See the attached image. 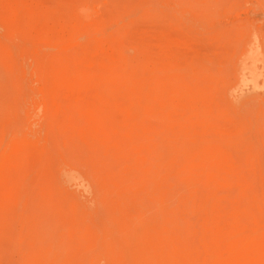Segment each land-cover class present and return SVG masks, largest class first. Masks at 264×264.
<instances>
[{
	"label": "rangeland",
	"instance_id": "374dc122",
	"mask_svg": "<svg viewBox=\"0 0 264 264\" xmlns=\"http://www.w3.org/2000/svg\"><path fill=\"white\" fill-rule=\"evenodd\" d=\"M0 145V264H264V0H0Z\"/></svg>",
	"mask_w": 264,
	"mask_h": 264
},
{
	"label": "bare ground",
	"instance_id": "6f19581e",
	"mask_svg": "<svg viewBox=\"0 0 264 264\" xmlns=\"http://www.w3.org/2000/svg\"><path fill=\"white\" fill-rule=\"evenodd\" d=\"M121 1V0H120ZM151 2H153V1H151ZM127 8V7H126ZM214 11V10H213ZM215 13V12H214ZM217 16V15H216ZM130 17V16H129ZM215 18V17H214ZM52 39V38H51ZM229 46V45H228ZM77 57V56H76ZM106 63V62H105ZM75 65V64H74ZM73 65V66H74ZM117 67V66H116ZM115 67V68H116ZM127 68V67H126ZM117 69V68H116ZM224 70V69H223ZM67 71H68V68H67ZM66 71V72H67ZM73 71V70H72ZM114 71H116L115 69H114ZM118 71H120V70H118ZM87 72H89V71H87ZM117 72V71H116ZM225 72V71H224ZM163 73V72H162ZM138 74V73H137ZM153 74V73H152ZM69 75V74H68ZM78 75V74H77ZM94 75V74H93ZM219 75V74H218ZM71 76V75H70ZM226 77V76H225ZM242 79V78H241ZM94 80V79H93ZM242 82V81H241ZM240 82V83H241ZM243 83V82H242ZM145 91V90H144ZM108 97V96H107ZM52 100V99H51ZM140 103H143V101H139ZM138 102V103H139ZM251 103V102H250ZM256 103V102H255ZM95 104V103H94ZM110 104V103H109ZM134 104V103H133ZM96 105V104H95ZM248 105V104H247ZM255 107V106H254ZM91 108H94V107H91ZM223 108V107H222ZM100 112V111H99ZM9 115H11V114H9ZM138 116H140V115H138ZM137 123V122H136ZM118 124V123H117ZM114 126V125H113ZM17 131V130H16ZM19 132V131H18ZM161 133V132H160ZM13 134V133H12ZM170 134V133H169ZM13 136V135H12ZM148 136V135H147ZM167 136V135H166ZM169 136V135H168ZM254 137V136H253ZM15 138V137H14ZM254 138H252V140H253ZM40 140V139H39ZM3 141V140H2ZM155 141H157L156 139H155ZM158 143H159V141H158ZM253 144H254V142H253ZM46 145V144H45ZM126 145V144H125ZM255 145V144H254ZM1 146V145H0ZM157 146V145H156ZM118 147V146H117ZM158 147V146H157ZM156 147V148H157ZM30 148V147H29ZM46 148V147H45ZM25 149V148H24ZM36 149H38V148H36ZM122 149V148H121ZM254 149H255V147H254ZM26 150V149H25ZM30 150V149H29ZM35 150V149H34ZM124 150V149H123ZM30 152V151H29ZM155 152V151H154ZM28 153V152H27ZM43 154V153H42ZM93 154V153H92ZM178 157H179V155H178ZM181 157V156H180ZM182 157H184V156H182ZM187 158V157H186ZM147 159H148V157H147ZM150 160H152L151 158H149ZM186 160V159H185ZM196 160V159H195ZM198 160V159H197ZM92 161V160H91ZM178 161V160H177ZM153 166V165H152ZM151 166V167H152ZM186 166V165H185ZM44 167V166H43ZM179 167V166H178ZM176 168V167H175ZM100 170V169H99ZM197 171V170H196ZM198 171H199V169H198ZM151 172V171H150ZM158 173H159V171H158ZM163 173V172H162ZM151 175H152V173H151ZM199 176V175H198ZM229 177V176H228ZM174 178H176V176L174 177ZM229 179H230V177H229ZM175 180V179H174ZM74 181V180H73ZM78 181V180H77ZM176 181V180H175ZM72 182V181H71ZM175 183V182H174ZM82 184V183H81ZM179 184V183H178ZM175 186V185H174ZM183 186V185H182ZM79 188V187H78ZM173 188V187H172ZM84 191V190H83ZM180 191V190H179ZM84 193V192H83ZM46 194V193H45ZM37 200V199H36ZM243 201V200H242ZM189 202V201H188ZM168 205V204H167ZM173 206V205H172ZM147 207V206H146ZM168 208V207H167ZM249 208H251V207H249ZM155 210H156V208H155ZM253 209H251V211H252ZM115 214V213H114ZM262 214V213H261ZM254 215V214H253ZM263 215V214H262ZM169 216V215H168ZM256 217V216H255ZM170 218V217H169ZM74 219V218H73ZM258 219V218H257ZM173 221V220H172ZM180 221H181V219H180ZM174 223V222H173ZM70 225V224H69ZM179 225V224H178ZM180 226H181V224H180ZM168 227V226H167ZM171 227V226H170ZM72 228V227H71ZM260 231V230H259ZM256 232H258V231H256ZM113 234V233H112ZM180 239H181V237H180ZM195 239V238H194ZM115 249V248H114ZM264 257V256H263ZM263 261H264V259H263Z\"/></svg>",
	"mask_w": 264,
	"mask_h": 264
}]
</instances>
